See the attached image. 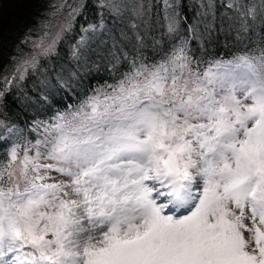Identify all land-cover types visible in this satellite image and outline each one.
Here are the masks:
<instances>
[{"label": "snow or ice", "instance_id": "1", "mask_svg": "<svg viewBox=\"0 0 264 264\" xmlns=\"http://www.w3.org/2000/svg\"><path fill=\"white\" fill-rule=\"evenodd\" d=\"M25 3L0 0V29ZM157 3L153 22L152 0H98L99 24L81 30L108 39L93 49L82 36L76 69L53 66L40 83L71 90L81 70H98L93 55L112 82L27 129L0 119V264H264V0H221L231 14L219 17L216 0H200L190 22L182 0ZM85 7L53 5L38 39L25 30L16 48L31 51L12 58L0 97L40 69ZM105 13L123 25L118 37ZM154 26L172 43L151 36L148 56ZM217 31L255 47L205 60Z\"/></svg>", "mask_w": 264, "mask_h": 264}, {"label": "trees", "instance_id": "2", "mask_svg": "<svg viewBox=\"0 0 264 264\" xmlns=\"http://www.w3.org/2000/svg\"><path fill=\"white\" fill-rule=\"evenodd\" d=\"M27 2V1H26ZM67 2L68 4H74L76 0H31L28 6L24 9L15 11L10 19V22L0 32V90L5 85L3 83V77L7 75L11 79V60L14 56H22L24 53L31 51L30 43L27 45H20V49L16 48V45L21 39H23V33L28 27H34L37 31H34L31 35V39H38L42 32L39 31L41 22L48 19V14L53 11V5H59ZM86 7L81 11L79 15H76L75 19L71 21V30L66 31L63 38L56 45L55 53L47 58L41 59L40 69L33 72L29 69L25 79L19 82V87L13 86L8 88L3 97H0V119H6L10 123L17 124L20 128L27 129L33 120H48L56 114L57 110L63 111L69 104H78L84 96L88 95L92 88L103 84L105 81L112 82V71L109 69L106 61H100L95 55L92 59L97 60L98 70L92 68L90 72L84 73L80 71L81 79L73 82V88L71 90H57L48 85H42L41 80L45 75L50 78L54 75L52 67L56 70L61 67L66 70H75L77 65L74 60L71 59V46L76 44L82 36H86L89 39V43L93 49L96 48L99 39H108L107 31L101 35L99 30L97 33L91 31L85 33L81 29L87 28L89 24H99L101 9L97 7L98 0H84ZM200 0H182L183 8L181 9V15L187 16L189 22L192 16L198 10ZM217 2V15L219 17L220 12L231 11L224 7L227 4V0H216ZM155 5L152 9L151 15L153 22L157 16L161 19L163 17L162 4L157 3V0H152ZM70 9H63L62 15H57L52 18L53 28L50 32L53 33L54 29L58 26L59 22H65L67 18V12ZM64 16V17H63ZM104 23L106 29H113L115 35H119L117 28L123 26L120 22L111 14L105 13ZM219 26V25H218ZM162 28L155 27L146 39L148 47L144 49L145 54L152 56L154 49L152 47L151 36H155L162 41V45L165 48L171 46L172 41L168 40L167 36H161ZM213 38L210 41L205 42L204 59L209 58H221L225 60L230 59L234 55L242 54L247 51L248 48L255 47V45L247 40L238 42L235 39V33L228 32H214ZM48 39H51L49 36ZM106 48L111 47V41L109 40ZM160 45L157 46L159 48ZM192 47L196 49L195 55L201 56L202 52L195 42ZM119 48V45H118ZM124 51L129 52L131 55V45H126ZM122 58V54H121ZM120 70L124 71L127 68V63H123L120 66ZM45 69L48 71L45 73ZM53 83L55 81L53 80ZM43 95L48 96V100L42 99ZM29 138L35 140L36 133H27ZM3 150L0 149V156H2Z\"/></svg>", "mask_w": 264, "mask_h": 264}, {"label": "rangeland", "instance_id": "3", "mask_svg": "<svg viewBox=\"0 0 264 264\" xmlns=\"http://www.w3.org/2000/svg\"><path fill=\"white\" fill-rule=\"evenodd\" d=\"M26 1H27V2L23 5V7H22L21 9L26 8V7L28 6V4L30 3L31 0H26ZM63 17H64V16H63ZM61 23H63V22H59L58 26L54 29L53 33H55V31L58 30V28L60 27ZM7 24H8V22L6 21L5 24L3 25V28L0 29V32L5 28V26H6ZM51 33H52V32H51ZM50 37H51V36H50ZM48 40H50V39H48Z\"/></svg>", "mask_w": 264, "mask_h": 264}]
</instances>
